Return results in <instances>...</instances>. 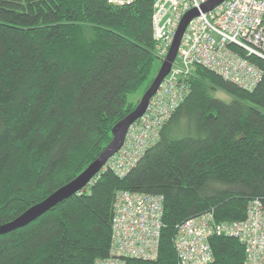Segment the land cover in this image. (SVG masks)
I'll return each mask as SVG.
<instances>
[{
  "label": "trees",
  "instance_id": "1",
  "mask_svg": "<svg viewBox=\"0 0 264 264\" xmlns=\"http://www.w3.org/2000/svg\"><path fill=\"white\" fill-rule=\"evenodd\" d=\"M0 0V226L76 179L102 154L130 97L155 75L156 0ZM263 77L252 90L195 67L159 141L124 177L103 170L30 225L0 236V264H95L110 256L117 194L164 196L154 264H181L185 221L218 222L264 207ZM230 97L224 100L217 93ZM210 264H246L236 237L210 240ZM127 264H150L128 260Z\"/></svg>",
  "mask_w": 264,
  "mask_h": 264
},
{
  "label": "built area",
  "instance_id": "2",
  "mask_svg": "<svg viewBox=\"0 0 264 264\" xmlns=\"http://www.w3.org/2000/svg\"><path fill=\"white\" fill-rule=\"evenodd\" d=\"M134 0H111L116 6ZM211 0H156L153 34L157 52L166 59L183 18L192 10L198 17L188 25L178 57L148 108L128 130L125 143L104 170L124 177L160 139V132L187 98L189 78L203 67L225 80L254 89L263 70L254 61H264V0H225L212 11L202 8ZM163 60V61H164ZM164 196L122 191L114 205L110 256L95 264H127L141 260L154 264L159 255L164 227ZM215 236L238 238L246 248V264H264V207L259 200L248 206L247 219L218 222L214 213L189 219L180 225L175 244L181 264H210V240Z\"/></svg>",
  "mask_w": 264,
  "mask_h": 264
},
{
  "label": "water",
  "instance_id": "3",
  "mask_svg": "<svg viewBox=\"0 0 264 264\" xmlns=\"http://www.w3.org/2000/svg\"><path fill=\"white\" fill-rule=\"evenodd\" d=\"M224 1L225 0H211L202 8V10L203 12L208 13L222 4ZM198 15V10H192L183 18L176 32L169 53L166 59L163 61L158 75L153 80L149 89L143 95L137 108L116 125L113 140L97 158V160L93 162L85 171H83L76 179L61 187L59 190L47 197L44 201L32 206L12 222L0 226V236L30 225L61 202H64L65 200L87 188L93 182V180L99 176L110 158H112L121 150L125 143L129 128L137 120L143 117L151 99L157 93L166 77L170 74L172 67L178 57V52L186 29L190 22L194 18L198 17Z\"/></svg>",
  "mask_w": 264,
  "mask_h": 264
},
{
  "label": "rangeland",
  "instance_id": "4",
  "mask_svg": "<svg viewBox=\"0 0 264 264\" xmlns=\"http://www.w3.org/2000/svg\"><path fill=\"white\" fill-rule=\"evenodd\" d=\"M156 55L158 57V61L156 62L155 64V75H154V79L156 78V76L158 75V72L159 70L161 69L162 67V63H163V60H164V57L162 55H160L157 50H156ZM144 95V87L143 89H141L139 92H137L136 94L132 95L130 97V102H133V103H136L138 102L139 100L142 99ZM217 97L221 98V99H224V100H230V97H228L227 95L223 94V93H217Z\"/></svg>",
  "mask_w": 264,
  "mask_h": 264
},
{
  "label": "bare ground",
  "instance_id": "5",
  "mask_svg": "<svg viewBox=\"0 0 264 264\" xmlns=\"http://www.w3.org/2000/svg\"><path fill=\"white\" fill-rule=\"evenodd\" d=\"M103 170H104V169H103ZM103 170H102V171H103ZM100 174H101V173H100ZM100 174H99V175H100ZM178 229H179V228H178Z\"/></svg>",
  "mask_w": 264,
  "mask_h": 264
}]
</instances>
